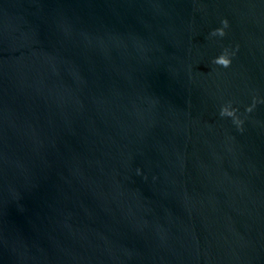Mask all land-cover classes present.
I'll return each instance as SVG.
<instances>
[{"label":"water","instance_id":"95a60500","mask_svg":"<svg viewBox=\"0 0 264 264\" xmlns=\"http://www.w3.org/2000/svg\"><path fill=\"white\" fill-rule=\"evenodd\" d=\"M0 264H264V0H0Z\"/></svg>","mask_w":264,"mask_h":264},{"label":"clouds","instance_id":"9594fccd","mask_svg":"<svg viewBox=\"0 0 264 264\" xmlns=\"http://www.w3.org/2000/svg\"><path fill=\"white\" fill-rule=\"evenodd\" d=\"M223 23L225 25H227V20L223 21ZM214 35L215 34H219V35H224V28H220V29H216L213 33ZM215 63L219 64V65H222L224 67H227L231 64V59L229 57V55L227 54V52L221 54L220 56L216 57L215 58ZM222 114H228V115H233L234 114V110H230L229 108H224L223 111H222Z\"/></svg>","mask_w":264,"mask_h":264}]
</instances>
